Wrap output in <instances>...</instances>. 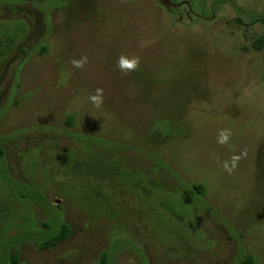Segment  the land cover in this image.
Segmentation results:
<instances>
[{"label":"rangeland","instance_id":"obj_1","mask_svg":"<svg viewBox=\"0 0 264 264\" xmlns=\"http://www.w3.org/2000/svg\"><path fill=\"white\" fill-rule=\"evenodd\" d=\"M0 29L1 243L72 231L7 262L264 264V0H0Z\"/></svg>","mask_w":264,"mask_h":264},{"label":"trees","instance_id":"obj_2","mask_svg":"<svg viewBox=\"0 0 264 264\" xmlns=\"http://www.w3.org/2000/svg\"><path fill=\"white\" fill-rule=\"evenodd\" d=\"M29 0H11V2H19L24 4L25 2H28ZM3 30H7V27H5ZM22 30V29H21ZM1 31V29H0ZM19 37H17V35L15 37L12 36V34H9L7 32H5V34L0 35V62L5 59L15 48L16 45L18 43ZM41 50H45V46L42 45ZM42 51V52H43ZM68 125L70 126H74L75 124V117L69 116L68 121H67ZM4 157V151L3 149L0 147V158ZM28 192H30L28 190ZM45 200H47V198H45ZM38 204H44L41 202H37ZM46 206V205H44ZM48 228H50V225H46ZM71 227L68 223H62L57 231H55L54 233H46V232H38L36 236H34L32 234L29 235L30 237H27L26 239H22L20 237H16V238H12V239H5L4 238V242L1 243L3 241L2 238H0V246H3V258H0V264H18L19 262V252L18 250H14L10 256H9V262L6 261V257L8 254V249L10 247H17L18 245H21L25 242H34L35 244H37L38 246H40L42 249H50L53 248L59 244H61L62 242L66 241L69 236L71 235ZM23 240V241H22ZM107 253L104 252L103 253V257H102V264H106L107 262V257H106ZM5 261V262H4ZM4 262V263H3ZM237 264H258L257 259L255 258V256L253 254H243L240 256V260L239 262H237Z\"/></svg>","mask_w":264,"mask_h":264},{"label":"clouds","instance_id":"obj_3","mask_svg":"<svg viewBox=\"0 0 264 264\" xmlns=\"http://www.w3.org/2000/svg\"><path fill=\"white\" fill-rule=\"evenodd\" d=\"M85 60H86V58L85 59H82V60H73L72 61L73 66L74 67H77V68L82 67L83 66V63L85 62ZM120 67H124V60H123V58H121V60H120ZM91 99L95 102L96 97L93 96Z\"/></svg>","mask_w":264,"mask_h":264}]
</instances>
